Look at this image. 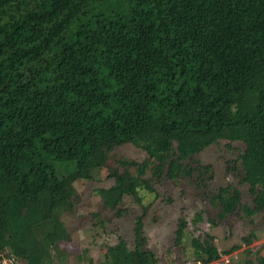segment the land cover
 <instances>
[{
	"label": "trees",
	"instance_id": "obj_1",
	"mask_svg": "<svg viewBox=\"0 0 264 264\" xmlns=\"http://www.w3.org/2000/svg\"><path fill=\"white\" fill-rule=\"evenodd\" d=\"M221 141L243 145L239 183L253 200L221 187L210 199L217 218L264 211V0H0V261L53 264L35 228L50 225L44 240L59 254L74 183L116 147L148 157H120L107 168L113 184L96 190L102 211L122 219L126 196L155 193L149 170L189 176L188 162ZM144 215L133 250L119 239L105 263L156 264ZM100 216L102 227L111 220ZM186 227L180 218L175 244ZM209 242L191 238L198 262L239 247L221 253Z\"/></svg>",
	"mask_w": 264,
	"mask_h": 264
},
{
	"label": "rangeland",
	"instance_id": "obj_2",
	"mask_svg": "<svg viewBox=\"0 0 264 264\" xmlns=\"http://www.w3.org/2000/svg\"><path fill=\"white\" fill-rule=\"evenodd\" d=\"M230 145V148L228 147ZM243 151L241 143L229 144L221 141L194 156L188 162L189 176L169 180L163 171L162 177L152 178L149 170L145 176L151 179L155 193L139 189L140 203L130 196L123 200V206L129 211L127 217L112 219L111 213L102 211L96 190L109 188L113 180L108 177L107 168L115 167L116 161L125 156L142 162L147 155L131 144L116 147L105 165L92 174L91 180H78L74 183L76 196L73 213L60 216L69 233L70 240L60 243L59 254L45 242L44 236L50 225L36 227L35 232L49 250L53 264H108L105 263L106 248L115 245L119 239L126 242L128 252L133 250L132 227L135 216L144 215V234L147 247L154 254L156 264H259L264 261V211L247 217L242 212L219 220V208L210 199L215 192L228 185L238 189L242 203L252 206L253 197L248 188L239 183L236 158ZM202 166H210L206 171ZM106 221L102 227L97 215ZM200 215V220L195 216ZM184 218L187 222L185 237L175 244L177 221ZM253 234L249 245L242 238ZM191 238L201 243L209 242L223 253L239 246L228 255H221L216 261L201 263L193 255Z\"/></svg>",
	"mask_w": 264,
	"mask_h": 264
},
{
	"label": "built area",
	"instance_id": "obj_3",
	"mask_svg": "<svg viewBox=\"0 0 264 264\" xmlns=\"http://www.w3.org/2000/svg\"><path fill=\"white\" fill-rule=\"evenodd\" d=\"M0 264H17V260L14 257H3Z\"/></svg>",
	"mask_w": 264,
	"mask_h": 264
}]
</instances>
